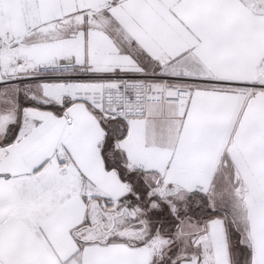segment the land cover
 <instances>
[{
	"label": "snow or ice",
	"instance_id": "snow-or-ice-1",
	"mask_svg": "<svg viewBox=\"0 0 264 264\" xmlns=\"http://www.w3.org/2000/svg\"><path fill=\"white\" fill-rule=\"evenodd\" d=\"M0 264H264V0H0Z\"/></svg>",
	"mask_w": 264,
	"mask_h": 264
}]
</instances>
